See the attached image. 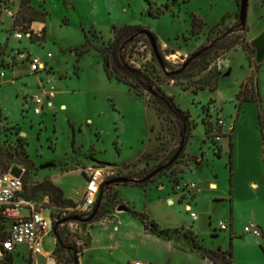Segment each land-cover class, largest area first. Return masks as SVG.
Instances as JSON below:
<instances>
[{
    "label": "rangeland",
    "instance_id": "1",
    "mask_svg": "<svg viewBox=\"0 0 264 264\" xmlns=\"http://www.w3.org/2000/svg\"><path fill=\"white\" fill-rule=\"evenodd\" d=\"M33 1L38 12L21 6L22 0H0V166L22 168L26 197L53 218L54 232L41 238L43 252L54 254L59 238L58 264H216L209 254L221 264H264V237L245 232L250 222L264 230V63L258 66L248 39L258 38L264 26L257 17L264 15V0L251 4L256 15L247 19L249 34L235 0ZM6 6L16 13V24L38 30L32 40L16 38ZM193 14L204 22L196 36L190 33ZM125 25L155 33L163 64L142 31L116 38L114 26ZM236 38L249 43L247 50L241 44L219 56L220 47ZM114 42L119 62L149 77L146 87H133L115 72L108 75L103 53ZM81 50L87 52L81 56ZM32 53L51 73L30 71L19 56ZM259 53L263 58V50ZM108 56L112 60V51ZM43 84L47 91L54 85L57 93L54 106L37 114L31 98ZM247 89L250 93L240 94ZM161 92L173 96L170 109L161 111L155 103ZM218 116L226 128L216 127ZM229 126H237L234 135L217 141L214 135ZM96 169L102 173L101 204L88 221L97 206L90 213L73 208ZM122 177L131 182H113ZM144 178L153 181L135 186L134 180ZM186 181L199 186L188 200L196 219L186 200L181 202L186 195L178 185ZM213 182L216 189L210 188ZM51 184L62 189V201L74 204L59 205ZM135 208L150 213L149 219L143 223L133 216ZM69 217L80 219L63 221ZM122 217L125 223L139 219L151 239L134 240L135 248L125 244ZM152 221L171 228L172 238L154 240ZM221 221L233 232L220 230ZM20 251L16 264H32L28 249ZM126 251L134 257L125 260Z\"/></svg>",
    "mask_w": 264,
    "mask_h": 264
},
{
    "label": "built area",
    "instance_id": "2",
    "mask_svg": "<svg viewBox=\"0 0 264 264\" xmlns=\"http://www.w3.org/2000/svg\"><path fill=\"white\" fill-rule=\"evenodd\" d=\"M6 11L9 16L14 18V28L18 30L16 32L17 39L20 40L24 36L31 38L34 32H38L34 27L26 29L24 26L16 24V13L10 6H6ZM49 55L51 56V54ZM19 57L28 61L30 71L34 74H39L42 71L50 72L47 62L36 53L30 55L20 54ZM2 75L6 76V72H3ZM48 82L51 83L52 79L48 80ZM43 89V91L31 98L32 108L37 114H42L46 109L52 108L56 98L57 88L54 85L47 91L46 84H43ZM214 122L216 127L225 128L226 126L225 118L222 116L215 118ZM226 134L227 132L225 131L220 134L216 133L214 138L217 141H221ZM11 169L12 167L9 170H5L0 166V264L10 263L14 255L20 254L22 246H25L30 252L29 258L32 259V264H38V255L46 256L47 261H56L54 254L43 252L41 242L42 236L54 232L53 218L48 219L45 217L41 204L23 195L25 190L24 174L17 177L11 173ZM101 183V171L98 169L93 170L87 179L83 199L76 208H73V211L92 212L102 192ZM178 186L185 195L195 192L199 188L196 182L189 181ZM23 208H26L28 212L23 214L21 212ZM188 209L194 219H196L198 217L197 212L193 211L191 205ZM50 220H52V229L50 228ZM219 228L220 230H229L230 224L226 221H221ZM245 232L261 237L263 229L256 222H250L245 226ZM135 264L145 263L137 261Z\"/></svg>",
    "mask_w": 264,
    "mask_h": 264
},
{
    "label": "trees",
    "instance_id": "3",
    "mask_svg": "<svg viewBox=\"0 0 264 264\" xmlns=\"http://www.w3.org/2000/svg\"><path fill=\"white\" fill-rule=\"evenodd\" d=\"M32 0H22L21 6H24V8H26L27 10H34L33 7L30 5ZM35 11V10H34ZM28 12V11H27ZM35 12H38L37 10ZM220 23V22H218ZM243 29L245 30V32L248 33V26L246 25H242ZM204 28V22L196 15L193 14L192 17V27L190 30V33L192 36H196V35H200L201 32L203 31ZM114 30H115V34H116V38L119 39L120 36L125 35V34H131V33H135V31H142V33H145L148 35L146 28L144 26L141 25H125L123 27H117L114 26ZM148 30V29H147ZM150 31V30H149ZM153 33V32H152ZM153 35L156 37L155 33H153ZM149 37V36H148ZM240 37V36H239ZM33 36L31 37L32 40ZM157 39V37H156ZM245 40V37H244ZM247 50V47H249V43L247 44L244 41H241L240 39H234V40H230L224 47H220L221 50V54H219V56H221L222 54H224L225 52L231 51L233 50L236 46L241 45ZM118 43L114 42L112 43V45L108 46L104 53H103V58H104V62H105V69L106 72L108 73V75H112L113 72L117 73V77L118 78H124L125 82L127 84H130L131 86H136V87H140V86H145V79H149L148 76H146L145 74H142L141 71L139 69L136 68H130V67H125L123 64H121L116 56L117 51H118ZM222 48V49H221ZM253 50L255 51V48H253ZM108 51H112L113 56H112V60L109 58L108 56ZM85 52L84 50L78 51V53L82 56ZM156 56V55H155ZM157 57V56H156ZM164 66V65H163ZM9 67V66H8ZM164 69H166V66H164ZM123 73V75H122ZM146 87V86H145ZM212 91H215L218 89L217 88H210ZM243 92H245V95H247L249 92V90L247 89L246 91H241L240 94H242ZM140 94H143L142 91H139ZM246 98L245 100H252L253 97H249ZM155 103L158 105L159 109L161 111H164L166 109H170L171 106H174V98L173 96H169L164 92H161V95L157 96ZM180 109V108H179ZM261 127H262V132H263V139H264V122L261 121ZM182 146L184 148V142H182ZM3 167L5 170H9L11 167H13L10 163L7 164L6 167ZM233 170V169H232ZM153 179H141V180H134V184L135 185H141V186H146L150 183H152ZM51 188L52 190L58 195L57 197V202L59 205H64V204H74V202L71 199H67V200H63L62 201V194L63 191L61 188H59L58 186L51 184ZM23 195L26 197V192H23ZM185 195V194H183ZM133 216H137L143 223L145 222L146 219H149L150 217V213L147 212H142V211H138V210H131ZM98 213V212H97ZM96 213V214H97ZM151 229L153 231V233L155 235H157L158 237L161 238H172V234L173 231L171 228H165V227H160L159 224L155 221H152L151 223ZM57 250L54 253L55 258L57 259V264H58V255L61 251V243L59 238H57ZM230 254H233V249L232 247L229 250ZM209 258L213 259L215 261L216 264H221L218 259L216 257H214V255L209 254L208 256ZM76 262H78L77 258L74 259Z\"/></svg>",
    "mask_w": 264,
    "mask_h": 264
},
{
    "label": "crops",
    "instance_id": "4",
    "mask_svg": "<svg viewBox=\"0 0 264 264\" xmlns=\"http://www.w3.org/2000/svg\"><path fill=\"white\" fill-rule=\"evenodd\" d=\"M253 1L254 0H249V8H248V18H249V16L250 15H253L254 16V14L256 15V11H255V8H253L252 7V5L251 4H253ZM259 1V0H258ZM32 2H33V4L35 3L33 0H32ZM38 2H39V0H38ZM235 2L237 3V6H238V0H235ZM9 5H11V3H8ZM12 4H15V1H13L12 2ZM260 5L262 6V7H264V3H261V1H260ZM19 6H20V4H19ZM11 8H12V6H10ZM237 8V7H236ZM236 8L234 9V10H236ZM18 10H19V7H18ZM233 11V10H232ZM232 11H229L228 13H230V12H232ZM227 13V14H228ZM226 14V15H227ZM257 17L258 18H262V19H264V15L261 13V15L260 14H258L257 15ZM223 19V18H222ZM222 19H220V20H218V21H216L215 23H217V22H219V21H221ZM45 28L47 27L46 25L44 26ZM249 31H250V28H249ZM248 34H249V32H248ZM248 39H249V42H250V44L253 46V48H255V56H256V61H257V64H258V66H262V64L264 63V56H263V58L261 57V54L259 53V50L261 49V50H263V53H264V26H263V28L260 30V35H259V37L257 38V37H254V38H249V36H248ZM37 54V53H36ZM39 55V54H38ZM19 61H21V62H24V61H22V60H20V59H18ZM18 60H16V61H14L13 63H11V64H9V66L10 67H14V66H16V65H18L19 64V62H18ZM25 63V62H24ZM14 80V79H13ZM219 88V87H218ZM218 90V89H217ZM217 90H215V92L217 91ZM256 91H257V95H259V96H261V92H260V88H259V79H258V77H257V82H256ZM238 121H239V119H238ZM226 124H227V122H226ZM237 126H238V124H237ZM237 126H236V128H235V130H234V126H229L230 128L229 129H227V133L229 132V133H231L232 135H234V132L236 131V129H237ZM227 127V125L225 126V128ZM213 183H215V182H213ZM213 183H210V188H213ZM216 185H217V183H215ZM255 185V186H254ZM135 186H141V185H135ZM253 186L255 187V188H258V183H253ZM257 186V187H256ZM165 187V184H163L162 185V188H164ZM217 187H218V185H217ZM216 189V188H215ZM182 194H181V199H182ZM195 198L196 197V195H195V192H192V193H190V194H186V196L184 197V199L183 200H181V202H184L185 200H186V202H187V207H189L190 205L192 206V209H193V205H192V203L190 202V201H188L189 200V198ZM168 201L169 202H171V204H172V201H173V203L175 202V200L172 198V197H169L168 198ZM134 210H138V209H134ZM138 211H141V210H138ZM194 211V210H193ZM142 212H144V211H142ZM196 212V211H195ZM198 215V214H197ZM125 219L122 217L121 218V223H122V225H121V232H120V237H121V239H122V241H124V243L126 244V243H129V242H131V246L133 247V248H135V246L132 244V242L134 241V240H136V239H141V240H143V241H145V240H147V239H151V237H147L148 235L144 232L145 231V227H144V225H143V223L139 220V219H137V218H135V217H133V218H130L129 219V222L128 223H125ZM230 227H231V230H232V225L230 224ZM232 232H233V230H232ZM106 235H108V233L106 232ZM262 238L264 237V230H263V234H262V236H261ZM161 238V237H160ZM159 237L157 238V236L154 238V240H156V239H160ZM163 239V238H162ZM145 249V248H144ZM19 253V252H18ZM47 254V253H46ZM123 256H124V259L125 260H128V259H130V257H134V256H131V254L129 253V252H125L124 254H123ZM128 258V259H127ZM139 261H141V262H143V263H145L144 261H142V260H139ZM16 262H17V254L16 255H14L12 258H11V260H10V263H8V264H16ZM29 262H32V259H30L29 258ZM56 262H57V259H56ZM148 262H150V261H148ZM146 264V263H145Z\"/></svg>",
    "mask_w": 264,
    "mask_h": 264
},
{
    "label": "water",
    "instance_id": "5",
    "mask_svg": "<svg viewBox=\"0 0 264 264\" xmlns=\"http://www.w3.org/2000/svg\"><path fill=\"white\" fill-rule=\"evenodd\" d=\"M239 6H240L241 24L242 25H246L247 24V19H248L249 0H240L239 1ZM146 31H147L148 36L150 38V41L152 43L155 55L157 56V58L159 59L161 64H163V59H162L161 53H160L159 48H158L156 37L153 35V33L151 31H149L147 29H146ZM193 57H196V56H193ZM185 65H187V64H185ZM182 149H183V146L181 147V150ZM11 173L13 175L17 176V177H20L23 174V169L15 165V166L12 167ZM147 179H149V178H145V180H147ZM113 182H119V183L128 184L129 182H131V180L129 178H127V177H122V178H117V179L113 180ZM100 204H101V198L99 197L97 205H96L97 207L94 210L93 214L90 216V218H88V221H91V220L94 219V217L96 216V213L99 210ZM121 209H126V208L125 207H121ZM72 219L78 220L80 218L79 217H73V218L69 217V218L64 219L63 221H70ZM38 264H48L47 257L44 256V255H38ZM77 264H79V263H77Z\"/></svg>",
    "mask_w": 264,
    "mask_h": 264
},
{
    "label": "bare ground",
    "instance_id": "6",
    "mask_svg": "<svg viewBox=\"0 0 264 264\" xmlns=\"http://www.w3.org/2000/svg\"><path fill=\"white\" fill-rule=\"evenodd\" d=\"M213 188H214V189L217 188V185H216L215 183H213Z\"/></svg>",
    "mask_w": 264,
    "mask_h": 264
},
{
    "label": "flooded vegetation",
    "instance_id": "7",
    "mask_svg": "<svg viewBox=\"0 0 264 264\" xmlns=\"http://www.w3.org/2000/svg\"><path fill=\"white\" fill-rule=\"evenodd\" d=\"M238 1H240V0H238Z\"/></svg>",
    "mask_w": 264,
    "mask_h": 264
}]
</instances>
